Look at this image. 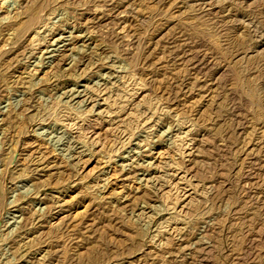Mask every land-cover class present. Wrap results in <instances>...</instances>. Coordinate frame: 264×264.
I'll list each match as a JSON object with an SVG mask.
<instances>
[{"label":"rangeland","instance_id":"rangeland-1","mask_svg":"<svg viewBox=\"0 0 264 264\" xmlns=\"http://www.w3.org/2000/svg\"><path fill=\"white\" fill-rule=\"evenodd\" d=\"M0 264H264V0H0Z\"/></svg>","mask_w":264,"mask_h":264}]
</instances>
